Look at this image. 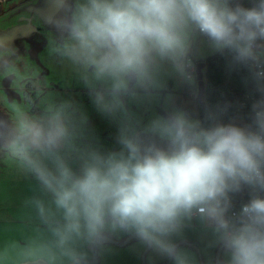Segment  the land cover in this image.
I'll use <instances>...</instances> for the list:
<instances>
[{
  "label": "clouds",
  "instance_id": "obj_1",
  "mask_svg": "<svg viewBox=\"0 0 264 264\" xmlns=\"http://www.w3.org/2000/svg\"><path fill=\"white\" fill-rule=\"evenodd\" d=\"M37 12L45 59L80 92L0 109V157L30 181L27 234L0 264H103L124 244L168 264H264V0H44ZM209 55L247 71L259 94L247 117L208 102ZM18 60L0 40V76L22 85Z\"/></svg>",
  "mask_w": 264,
  "mask_h": 264
},
{
  "label": "rangeland",
  "instance_id": "obj_2",
  "mask_svg": "<svg viewBox=\"0 0 264 264\" xmlns=\"http://www.w3.org/2000/svg\"><path fill=\"white\" fill-rule=\"evenodd\" d=\"M44 0H5L0 6V40L7 38L17 50L18 67L21 72L31 77L27 83L16 84L6 76H0V109L13 102L23 104L25 92L38 98L46 90L62 92L71 89L79 93L78 86L71 82L70 74L63 69H54L45 59L48 29L37 12ZM205 65L202 67L204 80ZM23 89V90H22ZM186 99V93H179ZM87 104V98L81 96ZM93 120L107 136L113 131L107 123L93 113ZM30 195V181L20 173L15 165L0 157V250L19 243L27 234V221L22 215L23 201ZM195 240V238H193ZM103 264H168L167 261L154 257L149 261L141 252L124 244L114 247L107 254Z\"/></svg>",
  "mask_w": 264,
  "mask_h": 264
},
{
  "label": "trees",
  "instance_id": "obj_3",
  "mask_svg": "<svg viewBox=\"0 0 264 264\" xmlns=\"http://www.w3.org/2000/svg\"><path fill=\"white\" fill-rule=\"evenodd\" d=\"M202 62L205 65L204 86L208 102L231 103L232 114L247 117L252 101L259 96L248 81L247 71L232 69L227 59L220 55H209Z\"/></svg>",
  "mask_w": 264,
  "mask_h": 264
},
{
  "label": "built area",
  "instance_id": "obj_4",
  "mask_svg": "<svg viewBox=\"0 0 264 264\" xmlns=\"http://www.w3.org/2000/svg\"><path fill=\"white\" fill-rule=\"evenodd\" d=\"M5 0H0V6L1 4L4 2ZM248 199L247 193L241 194L240 196H238L236 198V206L237 208H239L240 204L243 202H246V200Z\"/></svg>",
  "mask_w": 264,
  "mask_h": 264
},
{
  "label": "water",
  "instance_id": "obj_5",
  "mask_svg": "<svg viewBox=\"0 0 264 264\" xmlns=\"http://www.w3.org/2000/svg\"><path fill=\"white\" fill-rule=\"evenodd\" d=\"M202 67H203V62H201V65H200L199 77H200L201 82L204 84V80L202 78V76H203V74H202Z\"/></svg>",
  "mask_w": 264,
  "mask_h": 264
}]
</instances>
